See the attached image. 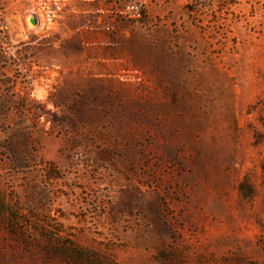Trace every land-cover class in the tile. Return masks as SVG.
<instances>
[{"label": "rangeland", "instance_id": "rangeland-1", "mask_svg": "<svg viewBox=\"0 0 264 264\" xmlns=\"http://www.w3.org/2000/svg\"><path fill=\"white\" fill-rule=\"evenodd\" d=\"M0 264H264V0H0Z\"/></svg>", "mask_w": 264, "mask_h": 264}]
</instances>
